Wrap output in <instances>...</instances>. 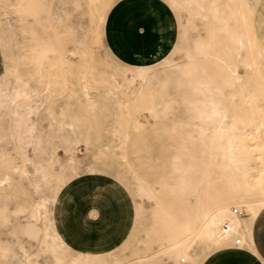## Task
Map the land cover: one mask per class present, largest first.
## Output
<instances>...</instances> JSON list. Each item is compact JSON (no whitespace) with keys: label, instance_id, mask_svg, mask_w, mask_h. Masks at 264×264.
<instances>
[{"label":"bare ground","instance_id":"bare-ground-1","mask_svg":"<svg viewBox=\"0 0 264 264\" xmlns=\"http://www.w3.org/2000/svg\"><path fill=\"white\" fill-rule=\"evenodd\" d=\"M28 1L16 7L29 12L21 14L25 17L19 22L23 26L22 32L29 33V55L37 67L36 73L41 76L43 88H30V82H19L21 77L16 74L18 84L9 92L5 78L0 80V110L9 107L19 124L29 122L37 110L39 101L33 96H41L50 88L51 60H61L69 74L74 69L64 49L57 51L47 36L38 34L32 27L36 22L46 28L50 17L36 20L37 14L33 11L39 3ZM260 2L168 0L179 33V41L172 49L181 55L180 63L174 68L178 77L186 79L190 93L185 102L192 107L198 123L193 127L195 134V130L187 132L188 159L176 158L168 167L166 178L152 180L134 167L136 194L140 199L136 209L146 212L148 221L147 232L144 231L146 238L139 241L144 251L132 250L131 261L125 258L107 261L97 253H73L64 237L54 230L47 215L49 207L56 201V196L51 194L32 205L35 221L27 225L36 232L35 248L31 250L19 245V250L15 251L12 246L14 250L2 247L0 264H48L38 259L43 254L48 255L51 264H214L223 258L244 259L245 262L252 258L264 264L254 239V226L264 210V19L260 23V33L254 21V12ZM149 10L152 11L149 16L153 17V29L162 38L161 16L154 9ZM184 13L185 22L181 19ZM26 17H32V21ZM196 21L209 26V35L206 39L195 40L190 47L185 43L189 41V30ZM218 34L222 36V44L211 45ZM81 52V59L87 60V51L83 48ZM159 60L173 67L174 61L168 55L158 56L153 62ZM11 70L12 67L6 65L3 77ZM151 72L150 66H120L115 72H100L102 76L98 79L92 76L93 69L87 68L78 76L84 79L81 86L84 95L94 87H103L108 94L114 95L118 106H132L135 110L141 106L149 108L146 107L149 105L148 91L154 87L153 81L157 78ZM120 96H127V101H122ZM131 122L134 123V118ZM66 127L72 129V125L63 119L59 122L56 138L65 145L68 161L74 163L76 141L63 134ZM35 129L33 122L23 127L22 137L27 143L34 139ZM191 144L200 147V156ZM19 155L23 162L34 163L21 151ZM0 167L5 170L0 178V190L9 183L10 172L27 173L1 155ZM48 170L36 169L47 184L52 166ZM234 206H242L245 212ZM235 208L240 211L234 212Z\"/></svg>","mask_w":264,"mask_h":264},{"label":"rangeland","instance_id":"rangeland-1","mask_svg":"<svg viewBox=\"0 0 264 264\" xmlns=\"http://www.w3.org/2000/svg\"><path fill=\"white\" fill-rule=\"evenodd\" d=\"M27 1L0 0V80L5 78L9 92L18 84L16 74L21 77L19 82H30V88H43L41 76L36 73L37 67L32 64L29 55V33L22 32L23 26L19 22L29 12L16 7ZM30 1L39 3L38 8L33 11L37 14L36 20L50 17L46 28L36 22L32 27L38 34L47 36L58 48L57 51L63 52L64 49L66 58L74 69L70 75L71 72L69 74L68 70H64L61 60H51L52 63L48 66L51 70L50 88L45 89L41 96H33L39 102L29 122L19 124L9 107L0 110V155L27 171L24 175L10 172L9 183L0 190V248H14L15 251L19 250V245L31 250L35 248L36 232L27 225L28 222L35 221L32 205L40 201L41 197L51 194L56 196V201L49 207L47 215L51 218L54 230L64 237L61 228L57 226L59 214L62 213L59 208L63 205L65 194L73 193L77 197L83 191L78 196L85 198L81 201H98L103 197L110 201L113 218L119 212L118 209L122 210L128 221H131L130 230L128 229V235L122 241L124 244L113 250L106 251L99 247L87 251L73 250V253H97L107 261L114 258L131 261L132 250L144 251L139 241L146 238L148 226L147 213L136 209L140 199L136 194L133 174L134 167L142 173L139 171L143 168L142 149L145 148L144 155L159 158L161 166L167 172L176 158L182 161L188 159L187 132L193 133L194 124L198 123L192 107L185 102L190 93L186 79L178 77V71L174 68V65L180 63L181 55L172 49L179 41V33L174 26L168 0ZM150 8L161 16L164 24L162 38L153 29ZM254 13L255 27L260 33V23L264 19V0L257 5ZM26 18L32 21V17ZM181 19L185 22V13ZM208 35L209 26L205 22L196 21L189 30V41L185 45L189 43L187 46L191 47L195 40L206 39ZM221 38L220 34L216 35L211 45L222 44ZM83 48L87 51L85 61L81 59ZM163 55H168L174 61L173 67L160 60L153 62ZM6 65H10L12 70L3 77ZM120 66H150L151 74L157 76L153 81L154 87L148 91L149 105L146 107L149 108L141 106L134 110L132 106L120 107L116 104L114 95L108 94L103 87H94L87 95L83 94L81 86L84 79L78 76L80 71L93 69L92 76L98 79L102 76L100 72H115ZM240 72L243 74L242 69ZM69 79L73 82H69ZM118 98L124 102L128 99L127 96ZM132 117L134 123L131 122ZM63 119L72 125V129L66 127L63 134L76 141L74 163L68 161L65 145L56 138L59 122ZM31 122L36 125V129L34 139L27 143L22 137V130ZM195 133L196 130L193 134ZM190 146L195 148V152L200 151L198 145ZM19 151L34 163L23 162ZM200 154L199 152L198 155ZM51 166L47 184L36 169L48 170ZM3 172L5 170L0 167V178ZM166 177L167 174H160L149 178L158 180ZM68 201L69 198L66 199ZM234 207L245 212L242 206ZM262 216L264 219V210ZM260 231L264 241V226ZM65 244L69 246L66 240ZM38 259L48 264L52 261L47 254L40 255ZM221 260L218 259L217 262ZM227 261L242 262L238 258L223 260Z\"/></svg>","mask_w":264,"mask_h":264},{"label":"crops","instance_id":"crops-1","mask_svg":"<svg viewBox=\"0 0 264 264\" xmlns=\"http://www.w3.org/2000/svg\"><path fill=\"white\" fill-rule=\"evenodd\" d=\"M142 153L143 168L139 171L148 177L166 174V170L161 166L159 158L144 155L145 148L142 149ZM97 188L99 189V187ZM97 188L96 190L99 192ZM82 192H79L78 196H80ZM69 194V196L65 194L63 205L59 208L62 213L59 214L57 226L61 228L65 240L72 250L87 251L103 247L106 251H110L124 244L122 241L124 237L128 235L131 221H128V218H126L125 213H122V210L118 209L119 212H116L113 218L111 213L112 208L110 206L111 203L110 201H106L104 197H101L102 199L98 201H94V199L90 201H81L82 199L85 200V198H80L78 196L77 198L73 193ZM67 198H69L68 202H66ZM66 203H68V206H66ZM72 205L73 209H71ZM262 218L263 216L261 213L254 226V239L256 248L260 256L264 259V241L260 234V230L262 226H264V219ZM226 259L228 258H224L221 262L215 264H242L243 261L245 262L244 259H240L242 260L240 263L223 262V260ZM249 259L250 260L246 259L245 263L261 264L255 259Z\"/></svg>","mask_w":264,"mask_h":264},{"label":"built area","instance_id":"built-area-1","mask_svg":"<svg viewBox=\"0 0 264 264\" xmlns=\"http://www.w3.org/2000/svg\"><path fill=\"white\" fill-rule=\"evenodd\" d=\"M237 211H240V210H239V209H237V208H235V209H234V212H237ZM238 242H239V241H238Z\"/></svg>","mask_w":264,"mask_h":264}]
</instances>
